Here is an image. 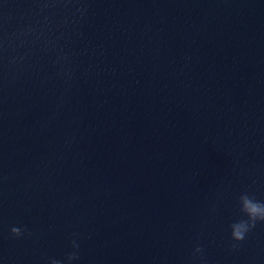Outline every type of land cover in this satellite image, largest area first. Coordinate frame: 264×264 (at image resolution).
Listing matches in <instances>:
<instances>
[{"label":"water","instance_id":"95a60500","mask_svg":"<svg viewBox=\"0 0 264 264\" xmlns=\"http://www.w3.org/2000/svg\"><path fill=\"white\" fill-rule=\"evenodd\" d=\"M87 3L71 88L38 45L0 68V264L63 259L74 232L73 264H186L197 241L264 264V224L229 248L238 196L264 200V0ZM37 19L0 0V36Z\"/></svg>","mask_w":264,"mask_h":264},{"label":"clouds","instance_id":"9594fccd","mask_svg":"<svg viewBox=\"0 0 264 264\" xmlns=\"http://www.w3.org/2000/svg\"><path fill=\"white\" fill-rule=\"evenodd\" d=\"M33 2L37 6L40 19L30 21L13 32H6L0 36V68L6 71V75L15 79L19 71L30 66L28 61L33 51L31 46L38 45L39 51L51 53L57 77L67 88H71L76 79L73 54L70 50H65L61 40L69 38L66 34L69 26L77 25L88 16L87 0H33ZM237 203L240 217L229 225V248L232 251L240 248L241 242L247 239L258 224H264V200H259L254 194L244 191L238 196ZM9 233L13 239L32 235L29 229L19 225L11 226ZM79 235L72 233V250L66 252L63 259L48 257L47 264H73L79 260L80 245L77 240ZM193 261L208 264L204 247L199 241L186 264H192Z\"/></svg>","mask_w":264,"mask_h":264}]
</instances>
